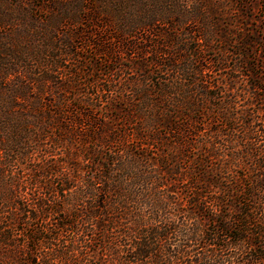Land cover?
Instances as JSON below:
<instances>
[{"label":"trees","instance_id":"obj_1","mask_svg":"<svg viewBox=\"0 0 264 264\" xmlns=\"http://www.w3.org/2000/svg\"><path fill=\"white\" fill-rule=\"evenodd\" d=\"M249 10L0 0V264H264Z\"/></svg>","mask_w":264,"mask_h":264},{"label":"rangeland","instance_id":"obj_2","mask_svg":"<svg viewBox=\"0 0 264 264\" xmlns=\"http://www.w3.org/2000/svg\"><path fill=\"white\" fill-rule=\"evenodd\" d=\"M244 3L250 8L248 12L249 23L245 26L241 23L237 30V35L240 38L243 35L250 36L252 40L251 45L258 53L255 57L264 65V0H244ZM259 53H261V55H259Z\"/></svg>","mask_w":264,"mask_h":264}]
</instances>
